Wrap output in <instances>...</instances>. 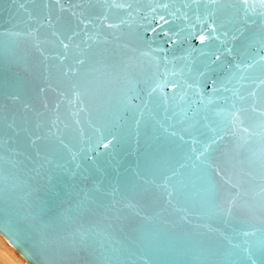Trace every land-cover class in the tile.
Masks as SVG:
<instances>
[{
  "label": "water",
  "instance_id": "obj_1",
  "mask_svg": "<svg viewBox=\"0 0 264 264\" xmlns=\"http://www.w3.org/2000/svg\"><path fill=\"white\" fill-rule=\"evenodd\" d=\"M261 57L259 0H0V235L29 264H264V118L223 90Z\"/></svg>",
  "mask_w": 264,
  "mask_h": 264
},
{
  "label": "snow or ice",
  "instance_id": "obj_2",
  "mask_svg": "<svg viewBox=\"0 0 264 264\" xmlns=\"http://www.w3.org/2000/svg\"><path fill=\"white\" fill-rule=\"evenodd\" d=\"M57 2H59V0H57ZM207 2L210 5L222 7L228 3V0H207ZM237 2L245 6L250 4V0H237ZM259 4L261 6H264V0H259ZM210 15H215V11L211 12ZM109 26L111 27V25ZM209 27L211 31L207 35H204V34L199 35L198 40L201 42L202 45L204 44L205 41H209V42L215 41L218 43L220 47H217L216 52L212 53V55L214 56L213 63H215L217 61H220L221 57L225 53L231 54L232 49L227 46L226 40L221 39V36L227 37L229 35L227 31L219 32V34H217L218 28L216 27L215 22L209 25ZM53 35H55V33H53ZM67 39L69 41L68 43H66L64 40L59 41L62 51L57 52L54 59L60 62L62 76L70 80L76 77L79 71V68L77 67V65H83L84 60L77 58L76 64H72V63L65 64V61L69 59L72 37H68ZM37 47L39 48V44L37 45ZM41 55H43V52H41ZM45 59L47 60L48 57H45ZM261 59L264 60V57H261ZM260 67L262 70H264V65H260ZM257 79L259 80L258 84L256 83ZM213 83H215V81ZM253 83L255 84V88L251 90H246L247 95H245L244 92L240 91L239 89L235 91H233L232 89H228L226 87L223 89L224 91H232V97L234 98L231 104V111L229 112V115L231 116V122L233 123V125H235V122L239 119L241 114L248 111V108L245 107V105H249L253 113H256L257 111H259V115L262 118H264V76H259L256 79H253ZM168 84H170V87L173 89L178 87L177 84L170 83L169 81L165 80V85H168ZM157 91H160L161 93H163L164 86H162L160 83H157L155 87H152L149 95L151 96L153 93H156ZM215 91L219 92L221 91V89H215ZM180 99H183V97H180ZM165 101H167V94H165ZM209 103H211V101H209ZM237 104H240V107H237ZM137 123H139V121H137ZM96 131L99 132L100 129H96ZM174 134L175 133H173V135ZM217 138L223 139L222 136H219V134H217V136L213 138L212 143H216ZM104 139L107 142L103 143V147L108 148L109 145L113 143V140L107 139V137H104ZM210 147L211 145L208 146V148ZM208 148H205L201 152V155H204V153L208 151ZM160 187L166 188V185H160ZM169 195H171V193H169Z\"/></svg>",
  "mask_w": 264,
  "mask_h": 264
},
{
  "label": "bare ground",
  "instance_id": "obj_3",
  "mask_svg": "<svg viewBox=\"0 0 264 264\" xmlns=\"http://www.w3.org/2000/svg\"><path fill=\"white\" fill-rule=\"evenodd\" d=\"M0 237L1 238H3V240L8 244V242L5 240V238L2 236V235H0ZM1 241V240H0ZM4 244L3 243V241H1L0 242V244ZM8 246L9 247H12V246H10L9 244H8ZM11 249H14L13 247L11 248ZM14 251L16 252V253H18L15 249H14ZM19 254V253H18ZM0 255H2L3 256V259L5 260V264H13V262L15 261V259L17 258V256H15L14 254H13V252L10 250V249H8L6 246H2V247H0ZM20 255V254H19ZM21 256V255H20ZM22 257V256H21ZM24 259V258H23ZM25 260V259H24ZM27 264H29V263H27Z\"/></svg>",
  "mask_w": 264,
  "mask_h": 264
},
{
  "label": "clouds",
  "instance_id": "obj_4",
  "mask_svg": "<svg viewBox=\"0 0 264 264\" xmlns=\"http://www.w3.org/2000/svg\"><path fill=\"white\" fill-rule=\"evenodd\" d=\"M0 247H2V244H0ZM0 264H5V260L2 255H0ZM13 264H27V262L23 259V257H17Z\"/></svg>",
  "mask_w": 264,
  "mask_h": 264
},
{
  "label": "rangeland",
  "instance_id": "obj_5",
  "mask_svg": "<svg viewBox=\"0 0 264 264\" xmlns=\"http://www.w3.org/2000/svg\"><path fill=\"white\" fill-rule=\"evenodd\" d=\"M0 240L3 241V243H4V244L1 243L2 246H6L8 249H10V250L13 252V254H14L15 256H17V257H21L18 253H16V252L14 251V249H11L12 247H9V246H8V244L3 240V238L0 237ZM1 241H0V242H1Z\"/></svg>",
  "mask_w": 264,
  "mask_h": 264
}]
</instances>
